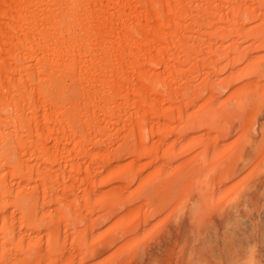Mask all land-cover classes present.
<instances>
[{"label":"bare ground","instance_id":"obj_1","mask_svg":"<svg viewBox=\"0 0 264 264\" xmlns=\"http://www.w3.org/2000/svg\"><path fill=\"white\" fill-rule=\"evenodd\" d=\"M263 107L264 0H0V264H116L236 198Z\"/></svg>","mask_w":264,"mask_h":264},{"label":"rangeland","instance_id":"obj_2","mask_svg":"<svg viewBox=\"0 0 264 264\" xmlns=\"http://www.w3.org/2000/svg\"><path fill=\"white\" fill-rule=\"evenodd\" d=\"M203 103L206 102L201 105ZM260 111L253 119L255 130L248 126L241 143L240 123H234L228 135L231 137L228 143L235 142V145L230 156L232 166L223 175L226 177L225 184L231 186L228 188L237 192L236 198L229 197L226 202L222 199L225 195L219 192L209 201H203L196 192L188 199L185 195V205L167 220V227L156 226L160 232L153 234L145 249L135 252L132 258L128 257L129 251L124 252L127 256L122 254L116 264H249V261H252L251 264H264V161L259 158L260 148H263L260 146L264 137V107ZM237 143H240L239 147ZM168 158L169 162L172 156ZM185 161L183 159L179 163ZM178 164L175 162L174 166ZM172 168L170 170L174 171ZM220 202L222 205H219ZM209 204L217 206L212 213L209 212ZM164 213L162 206L159 216L167 219ZM67 255L72 259L71 264H80L88 259L87 254L78 250L72 258ZM109 260H114L112 250L96 257L98 264H114Z\"/></svg>","mask_w":264,"mask_h":264}]
</instances>
